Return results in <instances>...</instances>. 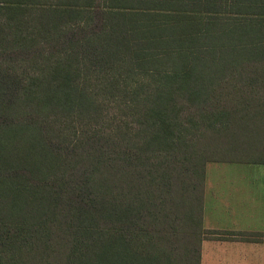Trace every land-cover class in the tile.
Segmentation results:
<instances>
[{"label":"trees","instance_id":"obj_1","mask_svg":"<svg viewBox=\"0 0 264 264\" xmlns=\"http://www.w3.org/2000/svg\"><path fill=\"white\" fill-rule=\"evenodd\" d=\"M261 155L264 0H0V264H200Z\"/></svg>","mask_w":264,"mask_h":264},{"label":"crops","instance_id":"obj_2","mask_svg":"<svg viewBox=\"0 0 264 264\" xmlns=\"http://www.w3.org/2000/svg\"><path fill=\"white\" fill-rule=\"evenodd\" d=\"M227 177L205 176L200 264H264V182Z\"/></svg>","mask_w":264,"mask_h":264},{"label":"rangeland","instance_id":"obj_3","mask_svg":"<svg viewBox=\"0 0 264 264\" xmlns=\"http://www.w3.org/2000/svg\"><path fill=\"white\" fill-rule=\"evenodd\" d=\"M257 158L263 159L264 155ZM205 176L222 181H230L227 176L248 177L264 182V163H208Z\"/></svg>","mask_w":264,"mask_h":264}]
</instances>
